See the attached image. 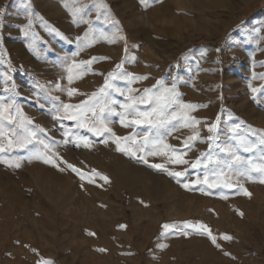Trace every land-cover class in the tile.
I'll use <instances>...</instances> for the list:
<instances>
[{"label": "rangeland", "instance_id": "1", "mask_svg": "<svg viewBox=\"0 0 264 264\" xmlns=\"http://www.w3.org/2000/svg\"><path fill=\"white\" fill-rule=\"evenodd\" d=\"M0 9V106H9L0 116L5 134L0 142L7 146L9 139L36 134L27 148L14 147L0 159L42 152L43 140L86 174L81 180L65 165L61 172L42 160H22L19 169L0 163V264L45 259L54 264H264V184L232 176L228 182L243 183L249 198L237 187H224L223 177L218 187L193 184L206 170L203 164L191 167L209 151L208 136L223 144L231 142L237 124L241 134L248 125L264 130V92L253 100L251 91L264 89V0H161L147 8L139 0H0ZM89 60L90 66L80 63ZM121 72L147 79L129 83L108 77ZM106 79L125 91L121 96L108 89L118 102L112 105L116 113L123 112L127 95L155 91L159 80L168 87L175 82L183 104L197 105L177 111L198 124L183 127L175 120V130L165 136L189 162L166 165L187 169L179 183L149 166L165 157L118 151L111 133L93 135L76 120L57 118V109L66 115L63 104L88 101ZM70 88L77 93L68 96ZM138 108L150 110L146 104ZM105 122L116 136L138 142L148 131L145 125L123 126L115 113H105ZM212 124L214 133L208 131ZM194 131L199 139L186 147ZM79 136L91 147H77ZM121 145L135 148L131 142ZM213 151L218 153L215 146ZM240 154L259 157V152ZM89 176L94 183H88ZM183 221L208 225L220 247L206 234L184 228ZM165 223L176 228L162 237ZM223 234L232 239H221Z\"/></svg>", "mask_w": 264, "mask_h": 264}, {"label": "snow or ice", "instance_id": "2", "mask_svg": "<svg viewBox=\"0 0 264 264\" xmlns=\"http://www.w3.org/2000/svg\"><path fill=\"white\" fill-rule=\"evenodd\" d=\"M140 4L147 8L152 3H160L161 0H139ZM3 9H0V12H3ZM116 24L119 21H115ZM55 31V29H53ZM27 35V33H25ZM57 35H60L57 33ZM95 59V58H93ZM135 59V58H133ZM81 65H91L92 60L89 61H81ZM122 65H117V68H121ZM109 79H126L131 83L133 80H144L147 79V76H136L132 73H109ZM71 82L72 77H68ZM158 88L155 91L151 88H145L143 90V95L141 96H126V103H121L120 108L123 109V112L116 113L115 109L112 105L118 103L115 99L112 98L111 93L108 89H112L113 91L119 92L121 96H125V91L120 88H115L112 84L109 83V80L106 79L105 86L100 89L99 93H92L91 97L88 101H84L79 105H71V104H63L61 107L65 111L66 115L61 117L59 115L60 110L57 109V118L58 119H70L76 120L78 127L87 128L89 132H92L93 135H104V133H111V137L113 142L116 144V148L118 151L130 153L133 156L136 155V152H145L149 156H163L166 158L164 163H153L149 166L153 169L163 171L167 173L172 178H175L179 183V178L185 176L187 174V169L184 171H176L168 168L166 165H184L189 162L184 158L185 153L178 152L173 145L167 144L165 142V136L170 135L171 131L175 130V125L173 121L179 120L183 127H191L199 123L194 117L188 116L186 114L181 115L180 112L177 111L179 108H183L185 110L194 109L197 105L193 104H183L180 99V93L177 91L176 83L168 87L165 85L164 80L157 81ZM251 87V86H250ZM77 89L70 88L68 89V96H72L77 93ZM136 91L134 89L129 88L128 92ZM253 100H256L257 97L255 93L264 92V89L251 88ZM138 104H146L150 106L149 111L141 112L138 108ZM99 106V112H97V107ZM7 105L0 106V116H3L4 112L8 111ZM78 109L76 113H69V109ZM91 113L92 118H88V114ZM105 113L111 115L115 113L120 116V123L128 127L129 125H145L148 128V131L145 132L142 136L141 142H138L134 136L129 137H118L115 133L112 132L111 128L107 127V123L105 122ZM129 115H133L136 118L132 120H128L127 117ZM231 115V113H230ZM9 121H11V117H7ZM219 120V117L217 118ZM243 123V122H241ZM217 125L212 124L208 131L214 133ZM233 135L230 138L231 142H224L223 144L217 143L219 137L215 135L208 136L207 140L209 143V151L207 153H202L201 158H197V160L191 163L192 168H197L203 164V168L206 170L203 180L197 179L193 181V184H205L208 188L221 186L219 184V179L221 177L224 178L225 183L224 187L233 188L237 187L242 192L243 195L251 198L252 193L244 186L243 183L237 181L236 184L230 183L232 176H236L239 178H243L249 182H259L264 184V130L256 129L251 125H248L246 130L241 134L240 125L237 124L234 128H232ZM4 131L2 126H0V138L4 137ZM35 133H30L29 137H25L24 139L12 140L9 139L7 146L4 143L0 142V153H8L14 147L18 148H27L28 144L32 143L31 137H35ZM67 136L68 133H65ZM199 139V132L194 131L192 135L188 136L184 141L186 147H190L189 142H195ZM78 142L76 146L79 147L82 143L84 147L90 148L91 141L87 137L79 136L77 137ZM131 142V144L135 145V148L124 147L121 145V142ZM68 141H64L67 143ZM40 144L43 145L44 151H33L26 157H20L17 159H0V163H5L10 168L19 169L21 167V161L27 160H42L45 164H50L56 167L59 171H65V167H61V165H65L67 169L76 173L81 180L86 178V174L82 172L80 168H77L75 165L69 163L66 160H63L62 157H59V154L52 151V147L43 140L39 141ZM107 143V140L104 141ZM213 146L215 149H218V153L214 154ZM254 153L259 152L258 159H254L253 157H244L240 153ZM223 153L224 158H222L219 154ZM144 163H148L144 157H140ZM209 165H212V168L209 169ZM95 175H100V178L103 179L106 183L109 182V178L107 176H103L100 173L96 172V170H92ZM209 175H211L214 179L210 181ZM88 183H94V180L89 176ZM83 188L84 185L82 184ZM185 189H189L190 185L185 183L183 185ZM200 191H204L203 188ZM143 203V201H141ZM241 216L243 213H239ZM184 228H191L194 231L200 234H206L211 242L217 247H220V244L217 243V236L213 234L212 230L208 225L203 224L201 222H192V221H183ZM125 227L121 225V228ZM174 228H176V224H168L165 223L162 225L163 231L161 232V236L168 235ZM181 231H183L181 229ZM89 235H95V233H88ZM183 234L187 236L189 233L183 231ZM223 240H231L232 237L223 234L220 237ZM18 243V241H17ZM161 248L167 247V245L160 244L158 245ZM35 251V249H33ZM98 251H106L105 249H98ZM225 255H230V253L225 252ZM43 264H54L53 261L45 259Z\"/></svg>", "mask_w": 264, "mask_h": 264}]
</instances>
